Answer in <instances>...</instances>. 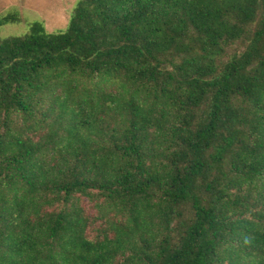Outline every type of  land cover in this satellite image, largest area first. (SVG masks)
Masks as SVG:
<instances>
[{
    "label": "trees",
    "instance_id": "1",
    "mask_svg": "<svg viewBox=\"0 0 264 264\" xmlns=\"http://www.w3.org/2000/svg\"><path fill=\"white\" fill-rule=\"evenodd\" d=\"M0 264H264V0L0 39Z\"/></svg>",
    "mask_w": 264,
    "mask_h": 264
},
{
    "label": "rangeland",
    "instance_id": "2",
    "mask_svg": "<svg viewBox=\"0 0 264 264\" xmlns=\"http://www.w3.org/2000/svg\"><path fill=\"white\" fill-rule=\"evenodd\" d=\"M81 0H0V18L19 12L21 23L0 27V39L22 36L29 32L31 23L41 22L49 33L67 29L71 15ZM82 204L92 211L84 200Z\"/></svg>",
    "mask_w": 264,
    "mask_h": 264
}]
</instances>
